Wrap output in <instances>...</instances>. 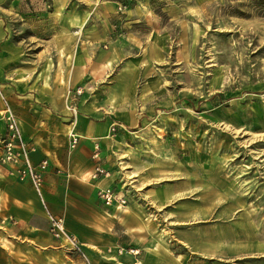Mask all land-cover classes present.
Instances as JSON below:
<instances>
[{
	"label": "crops",
	"instance_id": "0c3cea01",
	"mask_svg": "<svg viewBox=\"0 0 264 264\" xmlns=\"http://www.w3.org/2000/svg\"><path fill=\"white\" fill-rule=\"evenodd\" d=\"M125 1L0 0V139L8 104L36 147L32 161L49 159L46 205L29 180L0 162V264H204L210 252L206 224L197 233L186 204L174 209L181 225L169 241L177 243L164 239L165 213L159 208L175 191L149 190L151 202L129 194L126 205H106L99 196L107 187L125 196L130 192L119 174V165L127 163L121 150L127 154V131L142 117L133 106L136 85L129 73L140 72L144 44L155 53L159 41L170 36L164 12L179 3L132 0L119 12ZM79 87L83 93L74 118L68 105ZM71 133L79 136L74 148ZM97 165L110 176L94 179ZM189 196L177 198L190 201ZM47 210L65 219L87 259L53 237Z\"/></svg>",
	"mask_w": 264,
	"mask_h": 264
},
{
	"label": "rangeland",
	"instance_id": "374dc122",
	"mask_svg": "<svg viewBox=\"0 0 264 264\" xmlns=\"http://www.w3.org/2000/svg\"><path fill=\"white\" fill-rule=\"evenodd\" d=\"M172 1L170 36L129 73L142 122L121 150L127 197L175 191L159 208L167 242L186 204L206 224L204 264H264V0Z\"/></svg>",
	"mask_w": 264,
	"mask_h": 264
},
{
	"label": "built area",
	"instance_id": "2783aa9c",
	"mask_svg": "<svg viewBox=\"0 0 264 264\" xmlns=\"http://www.w3.org/2000/svg\"><path fill=\"white\" fill-rule=\"evenodd\" d=\"M131 2L132 0H127L124 3H121L118 8L119 12L125 11ZM82 93L83 90L81 87L75 89V96L73 98L71 97L68 105L71 115L74 118L79 112L77 99ZM3 117L6 121V132L0 139V146L2 150L0 162L8 165L11 168V172L19 179L29 180L39 194L43 203L46 205L44 199V184L45 174L49 168V159L45 158L38 164H35L32 161L31 153L36 150V147L24 136L21 123L15 112L8 104ZM111 130L115 131L116 125H112ZM70 137V146L74 148L79 141V136L75 133H71ZM94 156H98V151L94 154ZM101 176H110V171L102 165H97L92 177L97 179ZM99 196L106 205H112L115 202H118L119 205H126L128 202L127 196L121 194L116 187L101 189L99 191ZM47 215L50 223V233L53 237L66 240L67 243L70 244L72 250L87 259L79 238L77 235L68 230L65 219L63 217L56 216L49 210H47ZM123 250L124 249H120V252ZM128 250L133 253L137 252V250L133 248H129Z\"/></svg>",
	"mask_w": 264,
	"mask_h": 264
}]
</instances>
